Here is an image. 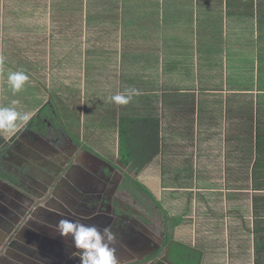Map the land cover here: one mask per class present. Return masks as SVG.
Listing matches in <instances>:
<instances>
[{
  "label": "crops",
  "instance_id": "1",
  "mask_svg": "<svg viewBox=\"0 0 264 264\" xmlns=\"http://www.w3.org/2000/svg\"><path fill=\"white\" fill-rule=\"evenodd\" d=\"M10 1L14 35L18 8L34 38L36 69L60 37L73 67L74 37L102 68L94 79L138 93L127 104L111 92L107 103L89 98L94 116L159 119V152L140 168L126 164L175 216L174 238L191 242L203 264H264V0H0L2 37ZM116 131L102 133L110 157L120 154L118 121ZM17 252L11 263L29 264Z\"/></svg>",
  "mask_w": 264,
  "mask_h": 264
},
{
  "label": "flooded vegetation",
  "instance_id": "2",
  "mask_svg": "<svg viewBox=\"0 0 264 264\" xmlns=\"http://www.w3.org/2000/svg\"><path fill=\"white\" fill-rule=\"evenodd\" d=\"M4 64L14 68L10 62ZM14 71L25 72L40 85L46 99L27 122L0 130V264H13L7 256L19 259L17 251L28 255L22 259L29 264H80L71 236L59 234V221L32 222L34 214L46 217L42 208H66L67 203L74 206L73 212L77 209V217L62 213V219L91 218L94 223H102L99 217L110 219L108 226L117 236V264H192L191 257L181 254L195 247L187 239L174 238L175 216L165 211L137 170L120 154L110 157L102 145L96 146L98 139L91 133L85 137L87 130L79 122L71 130L67 117L75 122L77 115L68 107L60 109L49 85L22 67ZM0 107L24 112L20 103L4 102L2 96ZM176 249L182 260L174 259ZM198 264L203 260L199 258Z\"/></svg>",
  "mask_w": 264,
  "mask_h": 264
},
{
  "label": "rangeland",
  "instance_id": "3",
  "mask_svg": "<svg viewBox=\"0 0 264 264\" xmlns=\"http://www.w3.org/2000/svg\"><path fill=\"white\" fill-rule=\"evenodd\" d=\"M25 6V5H24ZM6 14L9 17V19H6L5 22V29L10 28L8 30H5L3 37L0 36V57H3V63L4 62H10L11 65L14 66V68H5L6 64L2 66L0 64V96L3 97L4 102L8 103H14L19 104L20 103V111H24L22 114L27 113L29 116L34 114L40 106V103H43L45 101V95L43 94V91H41L40 85H37L34 82H31L30 79L25 83L23 88L16 92L15 94L12 92L11 87L9 85L8 80H4V78H8V74L10 72H14L16 69H24L25 71L29 72L33 76H35L36 79L43 81L47 85H49L50 92H53L55 95H57L58 98L66 99L67 101L63 104L61 101L60 109H64L66 107H69V109L72 108V112L76 115H79L77 117V120L74 122L71 119V123L67 122V126L73 130V124L79 122L81 124V128H84L87 130L84 134L85 137H88V133H91L92 138L97 137L98 140L94 141L96 146L99 147L100 145L104 148L105 145L102 144L103 137L102 133L104 130H114L115 133L117 132V121H119V118L122 116L116 115V113H108L106 111L107 116H103V114H98L97 116H94L97 114V110L92 106V101L89 98H93L95 101L97 99H102L101 103H107L108 97L105 96L106 94L112 96L111 93L122 94L123 90L122 88H114L113 85L109 84L107 86L103 85L102 81L99 79H94V77H97V75L94 76V73H102V68H93L94 61L92 59L91 55V49H84L83 46H80L81 49L77 48L76 40L74 39V42L72 45H69L68 53L71 58H69L70 61H73L69 65H72L73 67L68 66L67 68V62L63 58L61 60V47H66L67 45V38H64L61 40V37L58 38V40L53 44V47H58V49L54 50L52 48L48 49L51 51L54 56L47 58V60H44L42 58H37L35 62L36 64L41 66V69L32 66L33 62H30L29 60V42L34 39L33 37L30 38V33H28V26L23 21L24 15L22 14V9L19 10L18 8H15V13H18L15 15V18L18 20L20 24V31L22 34L20 36H15L13 33V20H12V3L11 1L5 4ZM2 9L0 7V18H2L1 13ZM1 25V19H0V28ZM18 27V26H17ZM39 39V38H38ZM61 40L62 43L59 41ZM82 38H80L81 43ZM40 41V40H39ZM33 42V41H32ZM43 42V37H42ZM83 45V43H82ZM3 50V51H2ZM84 53V55H83ZM48 59H52L53 64L44 63V61L48 62ZM31 61H33L31 59ZM78 61L81 64H77ZM103 64V63H100ZM35 65V64H34ZM104 71V69H103ZM93 74V75H92ZM87 79H94L93 82L87 81ZM95 87H100L101 93H96L95 95H90L94 90ZM103 87H106L108 91H102ZM111 87V88H108ZM91 91V92H88ZM109 92H111L109 94ZM84 96V97H82ZM105 96V98H104ZM104 98V101H103ZM72 105H71V104ZM100 103V104H101ZM28 104V105H25ZM105 113V108L102 106ZM67 111L66 109H64ZM19 111V110H18ZM124 113V112H123ZM122 113V114H123ZM94 116V117H93ZM95 118V119H94ZM98 118V120L96 119ZM114 118V119H113ZM103 123L106 122L102 126V128L96 126V123ZM75 131H73L74 134ZM104 136V135H103ZM117 136V135H116ZM106 150V148H104ZM111 149V148H110ZM255 184H258L257 180L255 181ZM179 252V251H178ZM175 258L177 261L180 260V257L178 254H175Z\"/></svg>",
  "mask_w": 264,
  "mask_h": 264
},
{
  "label": "clouds",
  "instance_id": "4",
  "mask_svg": "<svg viewBox=\"0 0 264 264\" xmlns=\"http://www.w3.org/2000/svg\"><path fill=\"white\" fill-rule=\"evenodd\" d=\"M2 63L3 57H0V64ZM28 80L29 76L23 71L8 74V82L14 94L19 92ZM136 94V90H128L127 94L114 95L111 100L117 104H127ZM29 119L27 113L22 115L15 107H0V130H14L18 127V122H27ZM56 227L61 236H71L77 250L73 255L79 257L80 264H117V236L111 227L101 228L95 224L68 219H61Z\"/></svg>",
  "mask_w": 264,
  "mask_h": 264
},
{
  "label": "trees",
  "instance_id": "5",
  "mask_svg": "<svg viewBox=\"0 0 264 264\" xmlns=\"http://www.w3.org/2000/svg\"><path fill=\"white\" fill-rule=\"evenodd\" d=\"M58 99L60 101L62 100V98ZM64 102L66 101L62 100V104ZM159 128V119L156 117H133L122 115L118 121L119 152L121 160L124 163L133 161V167L140 168L154 157L160 149ZM180 220L181 218H178L177 222ZM257 222H259V220ZM261 224L263 226L264 219L261 220ZM261 224L257 226L259 234ZM261 230L264 231V229ZM200 253L201 252H193L189 250V252L183 251L181 256L183 258L191 257L189 260H192V264H194V260L195 263L198 264ZM175 254L179 255L180 250L176 249ZM182 257H180V260L183 259Z\"/></svg>",
  "mask_w": 264,
  "mask_h": 264
},
{
  "label": "water",
  "instance_id": "6",
  "mask_svg": "<svg viewBox=\"0 0 264 264\" xmlns=\"http://www.w3.org/2000/svg\"><path fill=\"white\" fill-rule=\"evenodd\" d=\"M48 207H50L49 209H45V208H42L41 210H42V212H43V215H46V217L45 218H41V217H39L38 215H36V214H34V219H33V223H35V224H37V225H41V223H44V221H47V222H49L50 224H54V223H57L56 221H60L61 219H62V217H61V214L62 213H65V214H67V216H69V215H73V216H75V217H77V209L73 212V208H71V207H74V206H71L70 204H68L67 203V205H66V208H58V206H55V205H53V206H48ZM80 213V212H79ZM21 215H24V213H22L21 212ZM83 216V215H82ZM90 219L91 218H86L85 220H84V218L82 219V221L83 222H85V223H89L90 222ZM70 220H74V221H76V219H72V218H70ZM98 221H101L102 223H100V222H97V223H94L95 221H91L93 224H97L98 226H100V227H105V226H108V224H109V222H110V219H106V218H103V217H99L98 219H97ZM105 221V222H104ZM82 222V223H83ZM90 222V223H91ZM91 223V224H92ZM36 227V226H35ZM38 227V226H37ZM31 255V254H30ZM2 258H5V257H2ZM29 258V257H28ZM35 258V257H34ZM36 259V258H35Z\"/></svg>",
  "mask_w": 264,
  "mask_h": 264
}]
</instances>
